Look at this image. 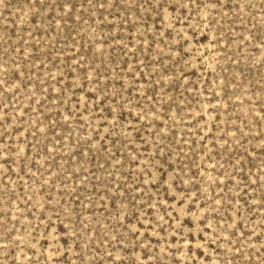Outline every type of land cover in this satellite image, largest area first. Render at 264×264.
<instances>
[{
    "label": "rangeland",
    "instance_id": "1",
    "mask_svg": "<svg viewBox=\"0 0 264 264\" xmlns=\"http://www.w3.org/2000/svg\"><path fill=\"white\" fill-rule=\"evenodd\" d=\"M0 264H264V0H0Z\"/></svg>",
    "mask_w": 264,
    "mask_h": 264
}]
</instances>
